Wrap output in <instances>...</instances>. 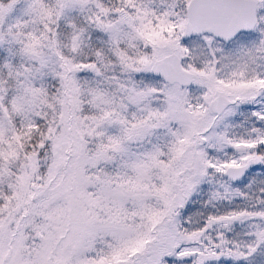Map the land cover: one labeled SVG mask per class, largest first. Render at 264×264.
<instances>
[{"label": "snow or ice", "instance_id": "obj_1", "mask_svg": "<svg viewBox=\"0 0 264 264\" xmlns=\"http://www.w3.org/2000/svg\"><path fill=\"white\" fill-rule=\"evenodd\" d=\"M0 264H264V0H0Z\"/></svg>", "mask_w": 264, "mask_h": 264}]
</instances>
